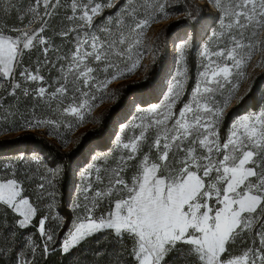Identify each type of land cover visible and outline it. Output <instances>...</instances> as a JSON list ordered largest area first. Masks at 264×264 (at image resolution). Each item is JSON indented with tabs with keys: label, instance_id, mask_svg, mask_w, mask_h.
Instances as JSON below:
<instances>
[{
	"label": "snow or ice",
	"instance_id": "6c2138e0",
	"mask_svg": "<svg viewBox=\"0 0 264 264\" xmlns=\"http://www.w3.org/2000/svg\"><path fill=\"white\" fill-rule=\"evenodd\" d=\"M209 2L218 9L221 29L219 33L212 31L211 38H223L221 45L227 40L232 46H221L219 51L210 53L205 44L201 56L208 57V63L199 73L204 79L197 83L191 101L178 113L175 111L180 96L177 90L180 81L176 79L164 97L166 103L147 109V123L136 125L127 142L117 138V147L122 151L112 162L115 166L106 167V175L102 176L101 169L93 165L96 180L108 182L107 193L95 191L93 207L105 195L114 200V207L107 217L97 219L92 207L75 205L83 207L85 214L63 241L64 252L102 230L111 229L117 235L131 237L135 264H176V260H169L173 254L185 264H264V110L234 120L222 140L219 129L227 101H220L217 95L232 84L234 69L243 75L247 54L264 44L259 40V33L264 30V0ZM33 3L36 7L28 11L39 15L38 29H10L7 35L0 30V80L14 76L24 50L43 45L47 61L50 41L43 38L48 24L46 17L51 18L48 9H55L59 0H33ZM113 6L111 0L103 4L96 0H71L72 15L67 20L75 22V27L60 35L71 38L73 48L70 54L58 56L57 62L50 64L57 71L59 86L49 98L61 105L70 100L62 108V114L75 117L77 123L85 121L113 80L132 74L140 66L147 51L146 47L140 50L142 37L157 17L130 6L131 12L126 13L130 23L116 21L117 30L113 31L112 27L96 23L104 8ZM167 7V0H159L153 11L167 15ZM186 44L180 45L181 59ZM20 76L31 81L44 79L27 70L20 72ZM19 88L16 83L9 94L15 96ZM23 94L27 97L29 92L25 90ZM36 95L45 97L46 89L40 87ZM39 123L42 121H26L25 126ZM73 127L72 123L67 124L69 131ZM63 143L66 145L68 141ZM11 167L3 166L4 170ZM60 171L55 170L49 185ZM85 174L92 175L88 170ZM39 187L43 189L44 184ZM83 191H92V184ZM21 192L16 179L0 180V204L19 213L23 217L19 224L23 227L37 209L27 198H21ZM47 219L40 220L39 232L47 241H53V235L46 231ZM250 231L256 237L253 247L242 254L227 256L229 245ZM43 249L45 253L48 251L47 243ZM31 251L35 258V248ZM18 264H33V260L21 258Z\"/></svg>",
	"mask_w": 264,
	"mask_h": 264
},
{
	"label": "rangeland",
	"instance_id": "374dc122",
	"mask_svg": "<svg viewBox=\"0 0 264 264\" xmlns=\"http://www.w3.org/2000/svg\"><path fill=\"white\" fill-rule=\"evenodd\" d=\"M117 1L111 0L114 6L104 8L102 14L96 18L98 25H107L116 31L114 22L129 24L130 20L126 13L131 12L130 6H134L140 13L151 12L157 18L145 29L142 37L143 47L140 50L144 51L146 47L147 51H144L140 66L132 74L113 80L103 94V99L97 100L83 123H77L75 117L62 114V108L71 103L70 100H64L61 105L57 100L49 98L50 93L59 86L56 83L59 79L57 71L53 70L50 64L56 63L58 56L70 54L73 48L71 38L60 35L75 27V22L67 20V17L72 15L71 0H59V5L55 9L51 7L48 9L52 16L46 17L48 24L43 33V38L50 41L47 61L43 54V45L24 50L19 56L20 63L15 69L14 76L11 79L0 80V129H11L0 130V139L11 141L21 133H32L46 137L63 152L76 154L75 157L80 151L83 152L69 168L68 191L65 194L63 189L65 175L60 162L56 159L47 157L42 150H24L19 142L8 143L0 151V180L16 179L21 185V198H27L37 209L28 224L21 227L19 220L23 217L0 204V264H18L21 258L33 260V264H135V261L129 263L125 260V256L130 254L133 248L131 237L127 234L117 235L111 229L102 230L71 247L68 252H64L63 241L68 237L70 230L74 229L78 219L85 214L83 207L77 208L75 205L87 204L92 207L93 216L97 219L107 217L114 207V200L105 195L99 200L98 205L93 207L95 191L101 190L104 193L108 191L107 179H104L103 183L97 181L93 165L101 169L102 176L106 175L104 173L106 167L115 166L112 162L122 151L117 147V138L127 142L136 125L142 122L146 124L147 109L166 103L164 97L176 79L180 81V87L177 89L180 96L177 98L175 111L178 113L185 103L191 101L197 83L204 79L199 73L204 70L203 65L208 63V57L201 56L205 44L208 45L210 53L219 51L221 46H232L227 40L221 45L223 38H211L212 31L219 33L221 29L218 9L209 0H167L168 7L165 9L167 15L159 14L158 10L153 11L159 0ZM96 2L103 4L107 3V0ZM9 4L12 7H9ZM35 7L33 0H0V30H4V34L7 35L9 34L7 30L10 29L21 31L38 29L39 15L34 16L28 11ZM189 10H192L193 14ZM43 11L41 7L40 13L43 14ZM108 17H111V20L107 19ZM13 22L22 23L23 26L11 27L10 23ZM173 22L177 23L172 28ZM259 40L264 41V30L260 31ZM185 42L187 44L181 59L180 45ZM154 64H158V73L153 82L150 78V69ZM121 67L123 69L122 65ZM25 70L44 79L27 80L20 76V72ZM233 71L232 84L222 94H217L220 101H227L225 116L219 129L222 140L226 138L234 120L242 115L264 110V44L247 54L243 75L237 74L235 69ZM259 76L263 77L259 81L257 109L248 108L241 114H231L228 125L224 127L229 111L247 96ZM149 81L152 85L127 98L123 111L117 117L110 114L112 107L121 98L123 87ZM16 83L20 84V88L16 90L15 96L10 95L12 86ZM40 87L46 89L43 98L36 95ZM25 90L29 92L27 97L23 94ZM96 95L100 96L101 93ZM106 116L109 118L107 128L102 125ZM26 121L42 123L25 126ZM48 121H55V126L47 123ZM68 123L74 125L71 131L67 128ZM64 140L68 141L66 145L63 143ZM105 161L109 163L105 164ZM5 164L12 167L4 170ZM57 168L61 171L55 175L52 185H49L48 180L52 179ZM86 170L91 171V177L85 174ZM131 175L130 171L128 176ZM89 183L92 184V191L85 193L83 189ZM40 184H44L43 189L39 187ZM85 196L88 200H85ZM44 217H48L45 227L46 231L53 235V241H47L46 236L39 232V222ZM255 239L251 231L241 234L229 245L227 256L242 254L249 247H253ZM45 243L48 244L46 253L43 249ZM33 248L35 258L31 251ZM169 258L170 261L176 260V264H185L184 261H179L175 254Z\"/></svg>",
	"mask_w": 264,
	"mask_h": 264
},
{
	"label": "trees",
	"instance_id": "16d2710c",
	"mask_svg": "<svg viewBox=\"0 0 264 264\" xmlns=\"http://www.w3.org/2000/svg\"><path fill=\"white\" fill-rule=\"evenodd\" d=\"M120 1V0H118ZM117 1V2H118ZM192 13V10H189ZM193 14V13H192ZM177 22H173L172 23V28L173 25L176 24ZM190 23V22H188ZM187 23V24H188ZM11 27H18V26H23L22 23H17V22H13L10 23ZM190 27V24H189ZM151 71V79L156 80L154 78H156L157 73H158V64H154L152 66V68L150 69ZM263 77V76H262ZM262 77H258L257 79H255V82L253 83V86L251 88V90L249 91V93L247 94V96L239 103L237 104L235 107H233L229 113L227 114L226 118H225V122H224V127L228 125L229 121H230V116L231 114H241L243 112H245L248 108H253V109H257L259 102L257 100V97L259 95L260 92V87H259V81ZM154 82V81H153ZM151 82H138L136 84H129L125 87H123V89L121 90V98L119 99V101H117V103L112 107V109L110 110V114L114 117H117L124 109V105L126 103L127 98L132 97L134 95H136V93L138 91H143L145 90L147 87H149ZM108 120L109 118H105L104 122H103V126L105 128L108 127ZM107 125V126H106ZM12 142H19V145H22V147L24 148V150H42L44 154H46L47 157H50L52 159H56L58 162H60L62 170L64 172V183H63V189H64V193L67 194L68 191V182H69V168L72 164L73 161L77 160L79 157H81L82 155V151H80L77 156L75 157L76 154L71 155L68 152H63L60 148H58L57 146H55L49 139H47L46 137L43 136H38L37 134H32V133H21L20 135L17 136V138L15 140H7V139H0V151H2L5 148V145L12 144ZM18 145V146H19ZM52 161V165H53ZM7 223V222H6ZM49 255H47L48 257ZM125 260L129 263H133L134 259L131 256V253L125 256ZM123 260V261H125ZM170 260V258H169Z\"/></svg>",
	"mask_w": 264,
	"mask_h": 264
}]
</instances>
